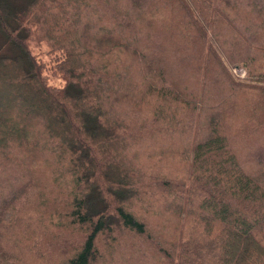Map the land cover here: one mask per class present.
Returning <instances> with one entry per match:
<instances>
[{
    "label": "trees",
    "instance_id": "trees-1",
    "mask_svg": "<svg viewBox=\"0 0 264 264\" xmlns=\"http://www.w3.org/2000/svg\"><path fill=\"white\" fill-rule=\"evenodd\" d=\"M58 1L0 0V264H151L135 242L136 260L116 258L128 235L162 264H264V0H60L57 21ZM39 29L63 85L28 46ZM178 34L193 52L180 73ZM166 135L182 139L157 150L183 173L138 161ZM146 189L166 193L180 237L132 210Z\"/></svg>",
    "mask_w": 264,
    "mask_h": 264
},
{
    "label": "rangeland",
    "instance_id": "rangeland-1",
    "mask_svg": "<svg viewBox=\"0 0 264 264\" xmlns=\"http://www.w3.org/2000/svg\"><path fill=\"white\" fill-rule=\"evenodd\" d=\"M58 2L59 3L53 4L51 6L52 11L50 12L51 13L50 17L52 20L62 21V19H61L62 15L58 12V6L62 3H60V0ZM75 10H76L75 7L69 8V11H70V16H68L69 19L72 17ZM97 18H99L100 21L102 19L101 22H108V19L103 14L98 15ZM175 21L176 20H174V22ZM143 22H146V21H143ZM143 22H141V23H143ZM68 25L69 24L67 21V26ZM68 28H69V26H68ZM41 30L42 29H39L38 31L34 32L29 37L28 46H29L30 50L32 51V53L35 56H37L46 65L47 68L45 70V74L48 77V79L50 80V82L53 84H56V85H63L65 83L64 78H63L62 74L58 71V69L55 67V64H54L55 60L57 58H59V55L57 53L55 54V52H53L51 50L50 43L43 36V34L41 33ZM231 30L234 31L233 28ZM231 30L229 29V35L231 38L235 39L236 37ZM181 34L173 36L172 40L178 41V43H176L175 47L171 48L172 52L169 55V60H170L172 66H173V69L176 73H180L183 70V64L185 65V61L190 60L193 56V52H191L190 50H187L185 43H181V37H182ZM0 40H1V38H0ZM179 42H180V44H179ZM181 49H183V50H181ZM53 53H54V55H53ZM157 57H158V55H157ZM233 72L236 74H239L240 76H244V74H245L244 69H235ZM259 133L264 134V130H261ZM181 139L182 138L174 137L172 135H166V136H161L156 142L155 141L154 142L153 141H151V142L147 141L145 144L150 146V149H148L147 151L151 150V152H152L151 154H152L154 159L149 161V162L145 161L144 159H141L138 161L140 163L147 162L145 164L150 163V165L147 167L150 168L152 171L157 170L159 167V168H161L160 170L162 171V173H165L166 172L165 168L168 167V168H171L175 171H179V172H175L173 174L183 173L182 171H180L181 168L174 164V161L180 163L179 162L180 156L174 155L171 158L170 156H168V154L163 155L161 151L157 150L158 148H165V146H168V145H170V147H174L177 144V142H179ZM237 142H238V145L240 146L242 144V139H239ZM245 146H243V144L241 145V147L243 149L245 148ZM135 149H140L142 151H145L144 150V144L140 143L139 145L136 146ZM247 151H249V150H247ZM256 155H258L259 158L261 156V154H258V153H256ZM46 159L47 160L49 159L50 160V161L48 160L49 163H52V164L49 165L48 163H46L43 165L40 164L39 166L41 169H44L43 171L49 172V170L51 171L52 169H54V165L56 164V157L55 156L52 157V155H51V156H47ZM160 160H165L167 162L164 169H162L163 167L160 166V162H159ZM189 164L190 163L188 161L186 163V167L184 168V171L186 172L185 175H187L189 170H190ZM41 172L42 171H35V173H37L36 178L38 180L41 179L40 180V187H39L40 190H42V189L43 190L53 189V191L56 192L57 189L53 183L52 176H48L47 179H44L45 174H43ZM42 180H44L43 183H42ZM63 185H64V183H63ZM36 186H38V183ZM165 196H166V193L157 192V190H153V189L143 190L139 195H137V197L135 199L130 200L131 208L136 213V215H139L140 217L147 218V220L149 221L148 223H149L150 228L153 231L154 230H160L161 231L160 234L163 233L164 238L166 235L172 236L175 234L178 235L177 237H180V235L184 231L185 226L184 225L182 226V221H179V218L176 217L172 213L171 210H169V211L165 210V207H164L165 206ZM36 203H37V201H36ZM46 212L47 213L51 212V207H49ZM38 214H43L42 209H40ZM46 216H47V214H46ZM50 218L47 219V217H46V218L42 219L41 220L42 221V223H41L42 227H41V225H40V227L42 228V231H43L42 232V235H43V237H42L43 241L42 242L45 245L50 243V246H52L54 239L59 237V236H62L63 233L62 234L59 233L60 232L59 228H55L54 226H52V228H51V226H50L51 224L49 222ZM53 219L57 222L59 221L55 217H53ZM131 242L132 243L135 242L136 250H137V253L139 254V256L147 255L151 264H162L160 258L158 257V255L156 253L154 246L150 245L149 243L142 242L141 240H139L135 236H129V235L123 240L122 244L123 245L125 244V247H122V249L119 250V253L116 257L117 259H118V257L124 258V259L125 258L130 259V260H132V259L136 260L137 259L136 257H133V255H131L129 253V250H127L130 247L129 244H131Z\"/></svg>",
    "mask_w": 264,
    "mask_h": 264
}]
</instances>
